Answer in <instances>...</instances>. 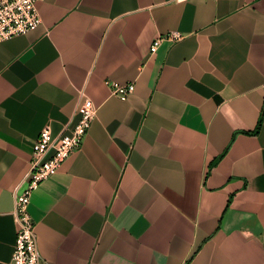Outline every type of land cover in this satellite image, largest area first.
I'll list each match as a JSON object with an SVG mask.
<instances>
[{"label": "crops", "instance_id": "crops-1", "mask_svg": "<svg viewBox=\"0 0 264 264\" xmlns=\"http://www.w3.org/2000/svg\"><path fill=\"white\" fill-rule=\"evenodd\" d=\"M37 5L0 41V264L33 142L80 88L96 115L27 205L40 264H264V0Z\"/></svg>", "mask_w": 264, "mask_h": 264}, {"label": "built area", "instance_id": "built-area-1", "mask_svg": "<svg viewBox=\"0 0 264 264\" xmlns=\"http://www.w3.org/2000/svg\"><path fill=\"white\" fill-rule=\"evenodd\" d=\"M40 1L42 0H0V41L38 26L41 23L37 5ZM179 36V32L171 31L155 37L150 44V51L156 49L163 37L173 39ZM105 83L110 92L120 99H125L134 89L133 81L106 79ZM96 112L97 105L80 88L77 105L63 131L53 135L49 123H45L38 131L28 168L12 189V214L16 228L10 264L41 263L34 222L27 210L30 196L42 180L53 174L66 157L80 147Z\"/></svg>", "mask_w": 264, "mask_h": 264}]
</instances>
